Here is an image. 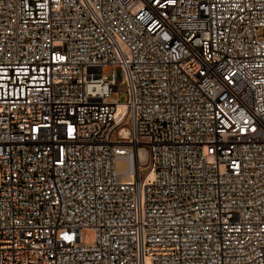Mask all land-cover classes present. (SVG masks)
<instances>
[{"label":"built area","instance_id":"1","mask_svg":"<svg viewBox=\"0 0 264 264\" xmlns=\"http://www.w3.org/2000/svg\"><path fill=\"white\" fill-rule=\"evenodd\" d=\"M0 264H264V0H0Z\"/></svg>","mask_w":264,"mask_h":264},{"label":"rangeland","instance_id":"2","mask_svg":"<svg viewBox=\"0 0 264 264\" xmlns=\"http://www.w3.org/2000/svg\"><path fill=\"white\" fill-rule=\"evenodd\" d=\"M117 100L120 103H127V100H128L127 92L126 91L120 92L117 97ZM81 238H82V243L84 245H91L95 239V232L93 230H86L85 232H82Z\"/></svg>","mask_w":264,"mask_h":264}]
</instances>
